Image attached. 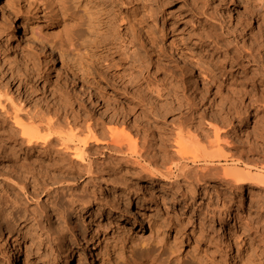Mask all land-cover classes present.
<instances>
[{"label":"rangeland","instance_id":"374dc122","mask_svg":"<svg viewBox=\"0 0 264 264\" xmlns=\"http://www.w3.org/2000/svg\"><path fill=\"white\" fill-rule=\"evenodd\" d=\"M234 1L237 9L230 6L231 0H139L135 25L148 29L155 40L148 44L137 26L117 35L108 29L92 0H0L1 102L11 114L14 105H19L23 110L18 114L26 122L40 112L46 118L53 117V111L48 112L47 107L58 108L59 94L74 96L75 90L71 78L63 74L60 53L69 74L70 69L91 72L90 78L99 81L94 87L106 93L97 110L90 105L79 108L68 97L74 111H80L79 126H85L86 121H103L106 128L112 125L110 117L115 116L120 130L127 126L132 133L140 125L146 134L154 131L168 139L181 119L184 121L186 109L178 103L184 94L205 97L207 101L198 106V114L202 113L205 121L223 108L221 100L232 97L236 101L234 108L245 113L242 119L234 120L230 132L233 145L225 151L241 158L244 167H255L254 174L264 175V136L255 141L248 139L251 134L264 135V73L245 58L239 59L242 66L232 70L222 61L238 49L248 53L255 48L264 70V14L259 12V8L264 10V0ZM62 7L65 10L54 23ZM24 20L36 28L41 38L36 43L45 46L43 54L51 55L54 62L51 67L45 63L46 56H39L38 60L32 55L34 65L28 79L23 75L29 72V66L18 55L19 48L25 46ZM206 32L219 35L228 47L223 46L221 51L212 49L214 43L208 41L201 46L199 42ZM140 57L146 63H137L131 75L129 65ZM182 57L192 62L203 82L190 81ZM221 65L226 67L225 71L218 68ZM207 69L214 72L215 79H211ZM250 72L258 73L260 78L245 81ZM23 78L26 89L19 85ZM95 90L92 89L94 93ZM0 116H5L1 109ZM205 121L204 132L208 130ZM153 137L150 134L146 140ZM166 144L169 153L156 167L175 176L179 173L174 166L177 157L167 160L173 156L175 146L172 139ZM16 149L22 157L28 153L18 146ZM42 151L40 148L32 152L31 159L26 161V168L35 171V175L0 157V219L6 230L5 241L0 242V264H66L68 258L76 261L79 256L85 264H92V259L95 264H121L122 256L128 258L132 253L150 249L163 253L169 264H264V191L249 193L253 183L240 184L241 192V188L225 189L219 178L209 174L203 181L192 177L191 185L181 177L175 178L179 181L157 187L161 191L157 199L149 200L150 195L145 193L147 208L133 224H121L116 223L115 217L136 208L137 200L130 205L131 199L110 194L111 186L101 180L92 182L85 173L79 175L83 176L79 186L62 189L63 185L54 179L65 175L47 169L52 158ZM108 156L106 153L97 160L105 164L100 167L102 172L94 176H110L131 168L126 163L109 161ZM189 167L192 171L200 170L197 166ZM37 172L45 174L39 176ZM129 179L135 182L134 175ZM34 180L48 182L50 191L39 188L33 192L29 185L26 192L13 187L14 183ZM204 182H215L216 188ZM190 187L194 189L192 194ZM85 191L90 195L76 200L74 195H86ZM135 194L132 192L131 197ZM90 221H99V226H92ZM62 239L64 243L60 244Z\"/></svg>","mask_w":264,"mask_h":264},{"label":"bare ground","instance_id":"6f19581e","mask_svg":"<svg viewBox=\"0 0 264 264\" xmlns=\"http://www.w3.org/2000/svg\"><path fill=\"white\" fill-rule=\"evenodd\" d=\"M92 2L98 6L99 14L104 23H106L108 29L112 30L116 35L130 32L135 29V26H137L139 33L142 34L148 44L155 42L147 28L142 27V25H135L136 19L134 13L138 8L137 5H139V0H92ZM230 6L237 9L234 0H231ZM63 9L64 7H62L60 12L55 15L54 23H56V20ZM260 11L264 14V10L259 8V12ZM155 20L156 18L153 19V21ZM30 23L25 20L22 23V41L25 46L24 48H19L20 52L18 54L22 58L24 65L26 67L29 66V72L23 75L25 79L29 78V75L31 74L30 72L33 70L34 62L31 56L34 55L38 60H41L39 59V56H46L43 54L45 46L42 45L41 47V45L36 43V41H39L41 38H39L40 36H37L36 28L34 29ZM9 25L11 28L12 23ZM262 36L264 37V34ZM207 41L212 44L214 43L212 49L220 50L223 46L228 47V45L223 44L220 36L213 32H206V35L201 37L199 44L202 46L203 44H206ZM50 57L51 55L45 57V63L46 65L51 64V67H53L54 62L52 63L51 61L53 60V57ZM60 58L62 59L63 74L71 78L72 86L75 90L74 96H70L65 92L59 94L61 105H59L58 108L47 107L48 112L53 111V117L46 118L45 115L40 112L37 116L33 115L28 117L27 120L30 122L23 121L18 114L19 111L23 110L19 105H14V114L7 111L6 107L1 102V97L3 95L0 89V109L3 111V115H5L2 119L0 118V157H2L5 162L12 163L17 166L16 168H24L25 170L27 169L26 161L31 159L29 154L37 152L41 148V150H44L42 152H45L52 158L51 163L47 164V169L54 170V172L59 171L60 174L65 175L56 176L54 179L55 183L63 185L62 189H74L76 186H79V180L83 177L79 175L83 173L88 175L86 178L92 182L96 183V180L103 181L106 185L111 186L109 189L110 194L117 193L118 196L125 198L128 201L131 199L129 201L130 205L133 204V200H137L136 208L127 211V213L123 215L115 217L116 223L118 222L121 224H133V221L137 219V215H141L142 210L147 208L148 204L145 193L150 195V198H148L149 200L157 199L161 192L157 191V187H167L166 183L174 182L175 178L177 179L181 177V179H185L184 181H187L190 183L189 185H191L193 182L192 177L199 179V181L200 179L203 181L209 176H213L219 178V181L221 180V183L226 187L225 189L241 188L240 184L251 182L254 184V187L249 189V193L258 194L259 192L264 191V175L257 173L254 174L255 167L253 168L249 164L244 167L245 164L241 163V158L238 159L232 153L225 151L226 148L233 145L231 144L233 141L231 142L230 132L234 128V120L237 118L242 119V115L245 113L234 108L236 101L232 99V97H225L223 100L220 99L223 108L220 106L221 109L217 110L215 117L205 121V118L203 119V116L201 115L202 113H200V115L198 114V106L205 103V97H198L197 95L196 97L185 96L184 94L182 99H178L179 106L184 105L186 109L185 117L183 119L184 121L181 119L179 122L180 124L175 129L176 131L174 135L172 133L167 137L168 139L162 137L161 133H154V131L146 134V131L143 130L142 127H139L140 125L137 127L135 126L136 128L134 127L135 129L132 133L127 130V126L120 130L116 126L118 120L115 116L110 117L109 122L112 125H108L106 128L103 126V121L100 123L86 121L85 126H82L83 124L79 126V119L81 118L79 115L80 111H74L72 103L74 102L79 105V108L90 105L92 110H97L99 108V101H105L106 93L103 91L100 92L99 87H94L99 81L96 82L94 78H90V75L92 74L91 72L85 74L70 69V75L68 66L65 62L66 60L61 53ZM241 58H245L248 62L255 63L258 66V70L264 73L262 68L263 61H261L259 56L255 53V48L248 53L238 49L237 53H232V56L228 59L223 57L222 61H225L232 70L235 67L242 66L243 62L239 60ZM182 61L184 68L190 72V81L192 83L203 82L192 62L185 57H182ZM137 63H139L140 66H144L146 61L143 57H140L139 60L131 61V64L129 65L131 75L133 74ZM218 68L220 70H226L224 65L218 66ZM207 73L211 79H215V74L212 70L207 69ZM24 78L20 81L19 85L24 86L25 88L26 80ZM259 78L260 76L258 73L250 72V77H246L244 80L247 82H255ZM77 86L79 88H77ZM93 88L96 89V93L92 91ZM68 97H70L73 102H69L70 100ZM94 97L96 98V102L94 101ZM8 99L12 102L10 97ZM187 117H189L188 120ZM35 118L38 120H35ZM203 120L208 127L206 132L202 130ZM130 128L132 129L133 126ZM150 134H154V137L147 141L146 137L150 136ZM263 136L262 133H255V135L251 134L250 137L248 136V139H253V141H255L257 138H263ZM171 139L175 146L174 154L167 158V160L170 158L174 160L177 157L178 162L175 161L176 164L173 163L179 173L175 176H172V173L170 174V172H164L161 170L160 168L162 167H156L158 166L157 164L159 161H163L167 157V153L169 152L166 147V141L169 142ZM5 143H13L16 145V148L18 146L20 150H26L28 153L22 157V155L18 154V150L14 146L13 148H8ZM150 149L154 150L155 153L152 154ZM106 153L109 154V161H118L120 164L126 163L127 165H130L133 170L129 168V171L125 168L120 172L111 173L110 176H94L97 175L99 171L102 172L100 167L105 163L99 164L97 163V160L100 156H105ZM229 164L231 166L235 164L236 167H230L228 166ZM165 165L166 164H163V166ZM189 165L194 167L197 166L201 171H192L190 170ZM26 172L28 174H36L35 171L33 172L29 167ZM37 174L39 176H44L45 173L37 172ZM207 174H209V176H207ZM131 175H134L135 177L134 183H132L133 179H129L131 178ZM50 179L52 180V178ZM158 180H162L165 183H159ZM204 183L209 187L215 186L216 188L215 182ZM28 185L33 188V192L39 188H45L46 191H50V188L48 187L49 183L41 182L39 180H36L33 183H26L23 181L21 184L14 183L13 187L17 186L21 191L26 192ZM242 188L241 192L243 190ZM193 190L194 189L190 187L188 191L192 194ZM85 192L87 193L88 191ZM132 192L136 193L133 197H131ZM164 194L166 193H162L161 195L164 196ZM89 195L90 193H87L86 195H74V197H76V200L80 201ZM4 201L5 200H3V202ZM99 221H90L89 224H92L94 227L99 226ZM124 227L125 226H123V228ZM5 238L6 230L3 226V221L0 219V242L5 241ZM61 243H64L63 239L60 244ZM163 258V253H156L154 249H150L141 254L132 253L128 258L122 256L121 260L123 259V262L121 264H169L167 260ZM14 260H17V258ZM94 262L95 259H92V264H95ZM66 264L85 263L79 256L76 261L68 258Z\"/></svg>","mask_w":264,"mask_h":264}]
</instances>
